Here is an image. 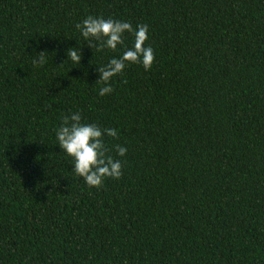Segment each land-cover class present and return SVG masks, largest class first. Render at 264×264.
I'll use <instances>...</instances> for the list:
<instances>
[{
  "label": "trees",
  "instance_id": "trees-1",
  "mask_svg": "<svg viewBox=\"0 0 264 264\" xmlns=\"http://www.w3.org/2000/svg\"><path fill=\"white\" fill-rule=\"evenodd\" d=\"M89 15L147 24L155 53L105 96L125 48L89 47ZM73 113L117 131L121 178L72 171ZM0 264H264V0H0Z\"/></svg>",
  "mask_w": 264,
  "mask_h": 264
},
{
  "label": "clouds",
  "instance_id": "clouds-1",
  "mask_svg": "<svg viewBox=\"0 0 264 264\" xmlns=\"http://www.w3.org/2000/svg\"><path fill=\"white\" fill-rule=\"evenodd\" d=\"M76 28L95 52L105 48L116 51L118 46L125 48L118 58H111L104 66L99 65L100 77L96 83L104 85L99 89L100 96L113 92L112 79L122 74L127 65L142 64L145 70H150L155 62L154 49L145 46L149 39L147 24H139L133 28L126 21L89 15L82 23L76 24ZM125 33H131L134 37L130 48L125 45ZM67 56L73 63L81 64L83 57L80 48H70ZM33 64L37 67L44 66L46 52H39L37 58L33 59ZM105 134L112 138L118 137L115 129L83 123L78 113L64 115L61 126L56 129L59 147L73 158L72 171L83 177L89 187L99 188L106 178L119 179L123 175L121 160L108 154L111 150L105 144ZM115 150L120 157L127 153V148L119 144L115 145Z\"/></svg>",
  "mask_w": 264,
  "mask_h": 264
}]
</instances>
